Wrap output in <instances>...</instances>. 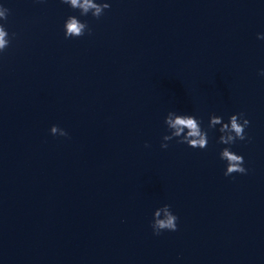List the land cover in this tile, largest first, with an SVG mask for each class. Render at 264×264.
I'll list each match as a JSON object with an SVG mask.
<instances>
[{
    "label": "water",
    "instance_id": "1",
    "mask_svg": "<svg viewBox=\"0 0 264 264\" xmlns=\"http://www.w3.org/2000/svg\"><path fill=\"white\" fill-rule=\"evenodd\" d=\"M103 2L0 0V264H264V0ZM70 15L92 35L65 39ZM169 111L244 112L248 173L224 175L219 125L162 148Z\"/></svg>",
    "mask_w": 264,
    "mask_h": 264
},
{
    "label": "clouds",
    "instance_id": "2",
    "mask_svg": "<svg viewBox=\"0 0 264 264\" xmlns=\"http://www.w3.org/2000/svg\"><path fill=\"white\" fill-rule=\"evenodd\" d=\"M61 3L69 5L73 10H78L81 16L91 14L94 18L100 19L106 10L111 8L108 2H98V0H60ZM10 9L0 4V21H7ZM65 39L80 38L86 33L92 35V29L86 22H82L77 16L70 15L64 23ZM15 33L9 36L5 24L0 23V54L6 52L11 45L12 38ZM259 39H264V34L258 35ZM260 75L264 76V69L260 71ZM168 132L163 136L164 143L161 147L167 149L169 143L173 140L179 144H187L193 149H207L209 145L208 129H215L218 125L221 135L217 143L226 145L220 152V159L226 161V171L224 175L232 176L233 174L246 175L248 169L244 166L245 159L243 155H239L231 148L238 140L251 142V138L246 134V129L250 126L251 121L246 117L244 112H239L230 116L228 122L224 121L222 116L212 114L208 124V129L202 127V119H198L192 114H180L176 111H169L164 121ZM50 132L54 136L68 137L69 133L59 127L53 125ZM149 147V145H145ZM179 217L172 211L170 204H164L157 208L154 212L151 227L156 236L161 235L165 231H178Z\"/></svg>",
    "mask_w": 264,
    "mask_h": 264
}]
</instances>
